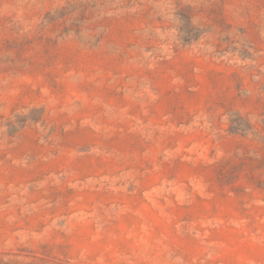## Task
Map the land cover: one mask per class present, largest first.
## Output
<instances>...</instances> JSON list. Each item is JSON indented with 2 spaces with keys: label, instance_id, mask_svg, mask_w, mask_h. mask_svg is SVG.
I'll use <instances>...</instances> for the list:
<instances>
[{
  "label": "rangeland",
  "instance_id": "rangeland-1",
  "mask_svg": "<svg viewBox=\"0 0 264 264\" xmlns=\"http://www.w3.org/2000/svg\"><path fill=\"white\" fill-rule=\"evenodd\" d=\"M0 264H264V0H0Z\"/></svg>",
  "mask_w": 264,
  "mask_h": 264
}]
</instances>
